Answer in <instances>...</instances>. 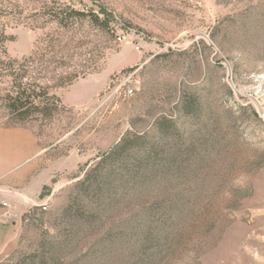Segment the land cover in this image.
Masks as SVG:
<instances>
[{
	"label": "rangeland",
	"instance_id": "1",
	"mask_svg": "<svg viewBox=\"0 0 264 264\" xmlns=\"http://www.w3.org/2000/svg\"><path fill=\"white\" fill-rule=\"evenodd\" d=\"M3 49L36 54L29 71L61 107L17 126L0 75V136L35 146L0 180L1 264H264V0H0ZM161 116L179 135L151 185L80 196ZM76 200L92 222L73 231Z\"/></svg>",
	"mask_w": 264,
	"mask_h": 264
},
{
	"label": "trees",
	"instance_id": "2",
	"mask_svg": "<svg viewBox=\"0 0 264 264\" xmlns=\"http://www.w3.org/2000/svg\"><path fill=\"white\" fill-rule=\"evenodd\" d=\"M90 14L93 23L109 26V22L100 18L98 13ZM79 16L86 17V14L81 13ZM3 51L6 58L0 57V75L10 79V87L2 96V101L11 119L17 126L43 117L52 119L53 112L61 107L60 100L56 96H51L47 88L39 86L29 71V68L33 67L34 63L40 62V59L35 54L22 61L14 60L8 57L6 49ZM193 107L191 101L184 100L182 103V111L187 117L191 116L190 111ZM178 131L176 122L161 116L155 122L152 133L127 135L86 173L84 180L78 186L80 196L119 197L130 187L132 189L148 187L152 184L154 175L158 173L157 168L164 165L168 155V145L165 141L172 132L179 135ZM175 137L179 140V136L175 135ZM178 154L177 149L173 155L176 158ZM73 205L65 210V216L72 221L73 231H77V226L85 227L91 223L92 216L81 201L76 200ZM143 238L144 243L138 252L147 256V246L152 243L153 237L144 232ZM140 263L150 264L142 260Z\"/></svg>",
	"mask_w": 264,
	"mask_h": 264
},
{
	"label": "crops",
	"instance_id": "3",
	"mask_svg": "<svg viewBox=\"0 0 264 264\" xmlns=\"http://www.w3.org/2000/svg\"><path fill=\"white\" fill-rule=\"evenodd\" d=\"M4 135L0 136V180L19 165V162H24L23 156H26V152H29V157L35 154V146L32 143H23L16 137L12 139L11 136H18V133Z\"/></svg>",
	"mask_w": 264,
	"mask_h": 264
},
{
	"label": "built area",
	"instance_id": "4",
	"mask_svg": "<svg viewBox=\"0 0 264 264\" xmlns=\"http://www.w3.org/2000/svg\"><path fill=\"white\" fill-rule=\"evenodd\" d=\"M127 93H128V95L131 96V95L134 94V90H133V89H129ZM47 209H48V208H47V204H43V206H42V210H43V211H47ZM0 264H1V262H0Z\"/></svg>",
	"mask_w": 264,
	"mask_h": 264
}]
</instances>
